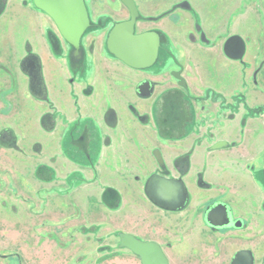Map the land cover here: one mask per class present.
Listing matches in <instances>:
<instances>
[{
  "label": "rangeland",
  "instance_id": "rangeland-1",
  "mask_svg": "<svg viewBox=\"0 0 264 264\" xmlns=\"http://www.w3.org/2000/svg\"><path fill=\"white\" fill-rule=\"evenodd\" d=\"M134 1L135 31L154 30L161 44L156 62L142 70L127 67L106 49L109 29L129 17L119 0H84L90 23L78 49L32 0H0V264H141L119 247L121 233L156 241L168 253L177 250L181 264H215L203 260L207 255L198 253L195 239L183 241L182 218L151 202L145 184L152 174L189 171L197 187L187 191L185 205L195 208L193 214L202 212L210 189L205 176L195 172L193 159L200 162L197 170H203L202 161L208 166L216 140L206 142L208 156L199 152L203 142L194 135L200 129L194 128L199 97L193 94L222 83L231 88L234 110L247 101L264 113V0ZM197 70L209 74L194 79L192 94L171 74L180 71L186 79ZM222 71L224 76H218ZM141 80L152 86L147 99L136 90ZM113 86H127L143 101L128 109L143 124L148 117L158 127L157 106L176 105L173 121L179 127L185 123L184 132L191 134L173 151L179 156L168 159L160 142L146 140V129L133 149L137 157L134 151L122 156L120 150L100 149L93 115L104 110L84 109L83 100L103 101ZM212 97L213 91L202 100ZM106 115L116 116L113 109ZM231 255H224V264Z\"/></svg>",
  "mask_w": 264,
  "mask_h": 264
},
{
  "label": "crops",
  "instance_id": "crops-1",
  "mask_svg": "<svg viewBox=\"0 0 264 264\" xmlns=\"http://www.w3.org/2000/svg\"><path fill=\"white\" fill-rule=\"evenodd\" d=\"M143 32V31H141ZM233 42L236 41L232 39ZM231 46V45H230ZM230 49H234L235 45H232ZM218 50H215V54L218 55L219 53L224 55L222 48L218 52ZM180 57L182 58L181 52L179 53ZM194 58L192 60L197 61L195 55H193ZM201 57V56H200ZM202 65V64H201ZM205 65V64H204ZM128 67V66H127ZM198 71V70H197ZM230 70H227L229 74ZM224 71H222L218 76H224ZM201 75L202 77L207 76L209 73H200L199 71L195 74H190L189 76H186L184 79L185 83L188 84L187 89L191 91L192 94V87L196 84H194V79L196 81L198 75ZM183 77V76H182ZM191 78V79H190ZM193 82V83H192ZM186 84V85H187ZM223 85V84H221ZM207 88H210L209 85H205V87L197 94L194 92L193 95L195 96H203L205 94V91ZM214 88V87H213ZM226 91H224L223 90ZM220 88L215 87L214 89L216 92H222V93H229L231 88ZM108 92V96L105 95V99L102 100H95L92 98H88L83 100V108L88 110H95L96 108L103 109V112H99L97 115L94 112L90 111L89 114L96 117L98 120V131L100 135V146L103 151L106 150H113L117 151L120 150V154L122 156H125L127 151L130 153H133L132 151L137 150V142H138V136L139 134H142L144 129L149 130L150 136L146 138V140H151L154 142L157 140L160 142L163 149H165L168 159L173 158L174 156H179L180 152L173 154V151H178V149L181 147L179 142L186 139L187 137H190V132L185 133V123L184 127H179L177 124L173 121L174 119V112L176 113L177 107L170 101H167V104L165 106L159 105L160 102L157 103V107H159V112L157 113L159 118V124L158 127H155V123L152 119L148 120V117L145 119V123H140L139 120L132 116V114L128 111L129 108L132 107V102H139L142 103L141 99L137 96V94L134 92H131V90L126 86L123 87V90L121 88H116L113 86ZM107 92V91H106ZM105 92V93H106ZM168 95H171L170 92H168ZM140 96V95H139ZM183 96L186 97V95ZM148 97V96H147ZM147 97L142 99H147ZM141 98V97H140ZM149 98V97H148ZM98 99V98H97ZM150 100H148L149 102ZM154 100H152L150 103L151 105L149 108H151L150 116L155 110ZM144 103H147V100L144 101ZM109 109H113L116 116L114 118H107V112ZM173 118V119H172ZM94 117H88L87 120L91 121ZM114 120V122H113ZM153 121V122H152ZM185 121V120H184ZM186 122V121H185ZM213 124L209 125L208 128H201L202 130L199 131V133L196 132V137L198 139L200 138V141L203 142L201 148L199 149V152L202 150L203 152H206L207 156L209 155L208 152V146L209 143H206L207 141L213 139V140H224L227 142V146L221 147L220 149H213L214 153L210 154L213 158H211V161L208 166H204V162L202 161L201 167H203V170H197V164L198 160L196 158L193 159L194 161V170L196 173H202L203 176H205V182L208 184L210 193L207 198L218 196L220 199H224L226 202H231L230 204L232 207L236 210V214H239L241 216H245L246 208L251 205V203H254V207L256 208L259 206V198L264 197V188L261 187L259 184H256L253 180L250 179V173L245 169L244 164L242 161H240V158H235L231 162L227 159V151L228 153H231L230 155L239 156L236 153L241 152L238 150H241L239 146H232L229 147L228 144L232 143H239L240 140L242 141V136L236 135L235 130L227 126L226 129L223 130L224 134L221 133H213L212 127ZM156 128V130H155ZM181 128V129H180ZM177 129V133L176 130ZM156 131V132H155ZM156 135V138H154ZM209 136V137H208ZM212 136V137H211ZM109 138V141L111 143L106 144L103 143V140H106ZM134 140V145L133 141ZM176 147L174 150L171 147ZM105 145V146H104ZM155 145H153L154 147ZM212 146V144H211ZM231 146V145H230ZM229 147V148H228ZM134 149V150H133ZM134 151V156H138L137 152ZM172 152V154H171ZM196 154H194L195 156ZM198 155H200L198 153ZM205 156V157H207ZM225 159V160H223ZM200 164V162H199ZM198 164V165H199ZM170 177H178L180 178L186 187L187 191H190L191 189L197 187V184L195 181L191 183L190 180V172H186L183 175H172ZM193 187V188H192ZM215 188L217 194L213 195L212 189ZM253 196L256 201H250V196ZM198 203V202H197ZM197 203H192L193 206H195ZM204 203V201H203ZM206 204V203H204ZM192 206V205H191ZM162 209V208H161ZM191 209V208H189ZM189 209H187V206L184 208H181L179 210L171 211V210H165L162 209L165 213H170V215H173V213H178V218H182V222L178 224V227L182 233L185 235L183 241L190 242L192 239H195L197 242V246H195V249H197L198 253L204 255H207V258H204L203 260L205 262H215V264H224L223 260L224 255L229 254L230 252H235L239 247H241V243L239 242H233L228 243L227 239L229 238L230 234H239V231H232L227 232V234L223 235L217 230H213L205 221L202 219L201 214H193L192 212L195 211V208H193V211L191 212ZM262 215L258 216L259 220L255 224V229H257L258 234L263 236L264 239V212L260 211ZM225 231V230H224ZM164 253L166 254L169 264H181L183 257L180 256L179 253L173 254V250L168 253L163 249ZM180 259H179V257ZM218 258V259H216ZM203 261V262H204ZM171 262V263H170Z\"/></svg>",
  "mask_w": 264,
  "mask_h": 264
},
{
  "label": "water",
  "instance_id": "water-1",
  "mask_svg": "<svg viewBox=\"0 0 264 264\" xmlns=\"http://www.w3.org/2000/svg\"><path fill=\"white\" fill-rule=\"evenodd\" d=\"M128 10L126 20L116 22L109 29L106 49L116 59L133 69H146L152 66L159 54L160 38L154 30L136 32L135 25L138 9L134 0H119ZM33 5L44 12L54 22L61 37L74 49H78L81 38L89 26L90 20L84 0H32ZM178 85L185 88L186 83L180 71H172ZM152 91L148 80L137 87L140 96L146 97ZM218 142L215 147L222 146ZM155 156L161 163L159 152ZM147 197L156 206L165 210H179L185 206L187 190L180 178L152 174L145 184ZM227 208L218 203L205 212V221L211 226L227 223ZM119 247L125 248L137 256L141 264H169L161 245L156 241L141 240L130 233L119 235ZM251 252L241 250L234 254L231 264H252Z\"/></svg>",
  "mask_w": 264,
  "mask_h": 264
},
{
  "label": "flooded vegetation",
  "instance_id": "flooded-vegetation-1",
  "mask_svg": "<svg viewBox=\"0 0 264 264\" xmlns=\"http://www.w3.org/2000/svg\"><path fill=\"white\" fill-rule=\"evenodd\" d=\"M229 43V45L231 46L235 45V42H233L232 40H229ZM143 81L145 80H141L138 85ZM221 84L218 87L223 88ZM210 87L212 88H207L203 96H197L199 97V101L196 102L194 106L196 121V123L194 124L195 130L199 127V131H201V126H203L202 128H204V124L206 125V123H208L209 125L213 124V133L218 132L224 134L223 130L226 129L228 125L233 128L236 135L242 136V141L240 140L239 143L231 142L230 144H228V146H239L241 150L238 151L241 152L236 153L239 156L229 155L226 160H230L231 162L236 157L240 158V161L243 162L245 169L248 171V173H250V179L264 188V113H261V111L263 110H257V108H255L254 106L246 104L247 101H242L241 107H237V109L234 110V107L232 106L233 103L229 102L228 100L230 97L228 93L225 94L222 92H216V90L214 89L216 86L214 85H210ZM212 91L215 94V98L212 97L213 99H210V101L202 100L206 96L208 97V94H210ZM219 93L222 94L219 95ZM216 96L219 97L220 100H218V98L216 100ZM203 120L206 123H204ZM255 121L257 124H255ZM209 125H206V128H208ZM199 131L197 133H199ZM218 142H224V144L222 146L215 147ZM224 146H227L226 141L217 140L214 142V144H212L211 147L212 149H220ZM248 155H251L250 159H247L245 157ZM212 192L213 195L217 194L215 188L212 189ZM250 197V201H256V199L252 195ZM258 200L260 208L258 209V206L255 208L253 205L254 203H251V205L246 208L244 217L236 214V210L230 204L231 202H226L224 201V199L222 200L218 196L210 198L206 197L203 200L206 204H204V208L202 212H200V214L204 221L205 212L208 209L212 208L214 205L221 203L224 204L227 208V223L222 226H211L208 224L213 230H217L223 235H226L227 232L239 231V234H230L229 238L227 239L228 243L239 242L242 244L241 247H239L235 252L232 253L229 264H231L234 254L241 250H247L251 252L253 258L252 264H264V239L263 236L258 234L259 231H257V229H255L254 227L256 222L259 220L258 216L260 214L262 215L260 211L264 212V197H261Z\"/></svg>",
  "mask_w": 264,
  "mask_h": 264
}]
</instances>
